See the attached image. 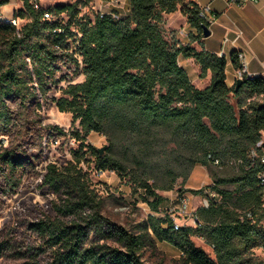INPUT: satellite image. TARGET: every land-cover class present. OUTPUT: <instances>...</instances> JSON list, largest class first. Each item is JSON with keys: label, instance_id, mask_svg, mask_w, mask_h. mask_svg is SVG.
I'll use <instances>...</instances> for the list:
<instances>
[{"label": "trees", "instance_id": "1", "mask_svg": "<svg viewBox=\"0 0 264 264\" xmlns=\"http://www.w3.org/2000/svg\"><path fill=\"white\" fill-rule=\"evenodd\" d=\"M21 1L14 17L23 23L15 25L1 13L10 0H0V142L4 136L10 139L8 147H0V216L5 194L22 187L27 176H42L35 163L44 159L46 148L41 100L61 82V66L71 62L81 67L76 74L84 80L69 78L54 101L79 123L73 136L80 146L66 165L49 163L42 177L55 196L56 212L34 223L52 252L47 264H146L144 252L158 241L175 247L182 264H264L254 255L256 248L264 250V75L229 85L224 56L166 38L165 17L178 10L197 37L204 36L203 27L209 24L200 16L201 6L187 0H129V10L121 14L113 9L101 13L93 6L111 0L39 8L33 0ZM92 7L93 15L84 11ZM47 12L53 17H45ZM180 57L194 58L201 78L211 71L210 83L197 87ZM231 59L238 69L239 53L233 52ZM10 98L19 100L16 108ZM106 128L149 146L165 130L192 150V164L219 159V166L233 164L238 171L218 178L208 191L195 190L209 204L196 209V225L176 229L170 213L158 214L168 208V197L122 159L86 143L91 132ZM88 151L98 172L113 170L137 183L135 191L141 190L154 213L136 231L103 213V201L81 166ZM193 237L204 239L214 256Z\"/></svg>", "mask_w": 264, "mask_h": 264}, {"label": "rangeland", "instance_id": "2", "mask_svg": "<svg viewBox=\"0 0 264 264\" xmlns=\"http://www.w3.org/2000/svg\"><path fill=\"white\" fill-rule=\"evenodd\" d=\"M73 1L75 0H42V4L53 6L57 3ZM18 2L19 0H11L6 8H13ZM93 6L98 9L96 3ZM95 8H87L84 11L93 15ZM170 15L172 13L166 15L162 28L166 38L176 40V35L180 31L177 27L184 23L182 17H186L181 11L171 19ZM22 23L21 19L18 20L19 25ZM186 61L187 58L182 57L183 66L190 77L194 80L198 79L200 75ZM80 68L71 62L61 66L59 73L61 82L53 86L48 96L41 100L40 111L45 124L46 148L44 159L35 163L42 176L40 178L27 176L22 187L13 193L4 195L5 203L2 216H0V264H30L32 260L47 264L52 261L51 249L45 239L34 230V223L46 215L56 216L53 209L55 196L42 180L47 165L49 163H56L59 166L66 165L74 158V151L80 146V141L73 136V131L80 128L79 123L73 122L72 113L60 112L54 101L63 95V87L67 86L69 78L73 79V82L84 80L82 74H76ZM18 101L16 98L8 100L12 108H16ZM56 127L61 128L66 134H60ZM157 133L151 146L140 142V138L114 128H106L104 132H91L85 141L96 148L106 146L103 155L109 154L122 159L133 172L148 178L159 194L168 197L170 199L168 208L162 209L158 214L170 213L177 218L179 223L191 224V213L203 205L206 199L203 194L194 191L200 188L208 191L218 178L235 174L238 167L226 163L222 166L210 163L192 164L190 148L182 146L180 140L171 136L168 131L161 130ZM9 145V137H2L0 147ZM36 154L37 152L34 155ZM81 166L87 172L92 188L97 191L103 201V213L116 223L136 231L138 225L150 213H154L142 200L141 190L138 188V191H135L136 182L128 177L121 178L113 170L98 172L95 167V157L90 151L86 153ZM169 185H172L171 189H162ZM227 187L232 188L233 186ZM182 190L186 191L185 196L189 209L187 216L179 213L178 209V194ZM193 240L207 253L214 256L212 248L204 239L193 237ZM180 255L181 253L169 243L158 241L156 248L144 252L143 259L146 264H182ZM254 255L264 261L262 248H256Z\"/></svg>", "mask_w": 264, "mask_h": 264}, {"label": "crops", "instance_id": "3", "mask_svg": "<svg viewBox=\"0 0 264 264\" xmlns=\"http://www.w3.org/2000/svg\"><path fill=\"white\" fill-rule=\"evenodd\" d=\"M20 1L13 8H6L10 3L1 7L2 16L5 18L14 16L15 12L23 6V2ZM187 1H193L199 6L210 5L216 19L209 25L211 34L208 37H197L196 29L191 28L186 18L182 17L184 23L177 27L180 29L176 35L178 45H189L198 51L206 50L217 55L220 51L223 52V56L228 61L227 83L229 85L237 80V69L231 59L233 52L244 54L250 72L264 75V0L249 1L244 5L231 4L227 0ZM97 5L98 9L103 11L113 9L124 14L129 10L130 1L125 0L123 5L98 1ZM179 12L178 10L172 13L169 18L177 16ZM237 35L239 37L236 39ZM226 38L228 40H225ZM186 62L200 75L201 68L194 58H187ZM180 64L183 66L182 57H180ZM211 77L212 72L209 71L205 78L199 77L196 80L190 78L197 87L203 88L210 83Z\"/></svg>", "mask_w": 264, "mask_h": 264}, {"label": "built area", "instance_id": "4", "mask_svg": "<svg viewBox=\"0 0 264 264\" xmlns=\"http://www.w3.org/2000/svg\"><path fill=\"white\" fill-rule=\"evenodd\" d=\"M33 1L35 3V7H37V8H39L43 5L42 0H33ZM227 1L231 4L244 5L245 3L249 2V1H258V0H227ZM107 3L113 4V5H123V4H125V0H111L110 2H107ZM99 12L103 13L104 11L102 9H99ZM200 16L205 21V23H208L209 25L211 23H213L216 19V15L212 11V8L210 5L201 6ZM45 17L52 18L53 15L50 12H47V13H45ZM5 20L13 23L15 25H19L18 20H20V19H15V17L13 16L11 18H5ZM238 37H239V35L236 36V39ZM225 40H228V39L226 38ZM218 54H219V56H223V52H221V51ZM239 61H240L241 66L236 70V79H244L246 77L253 78L255 76L262 75L259 73H252L248 70L247 63L245 61V56L243 53H239ZM254 154H255V152H254ZM213 162L215 165H218V166L220 165L219 159H215ZM261 162L264 164V154L261 156ZM260 179H261L262 184L264 185V173L260 174ZM211 195L215 196L216 194L211 193ZM208 204H209L208 200L205 199L203 205L208 206ZM178 209L180 211L179 213H181L182 215H185V216L188 215L189 209H188V202H187L185 194L179 198ZM171 216L173 217V219L175 221V228L176 229H179L182 224H186V223H179V221L177 220V218L175 216H173V215H171ZM190 218L192 220L191 224L196 225V223H197L196 210H194L191 213Z\"/></svg>", "mask_w": 264, "mask_h": 264}, {"label": "water", "instance_id": "5", "mask_svg": "<svg viewBox=\"0 0 264 264\" xmlns=\"http://www.w3.org/2000/svg\"><path fill=\"white\" fill-rule=\"evenodd\" d=\"M203 31H204V36H205V37H208V36L211 34L210 28H209V26H207V25H204V27H203ZM241 82H242V79H237V83H238V85L241 84ZM105 148H106V146L98 148L99 153H100V154H103Z\"/></svg>", "mask_w": 264, "mask_h": 264}]
</instances>
